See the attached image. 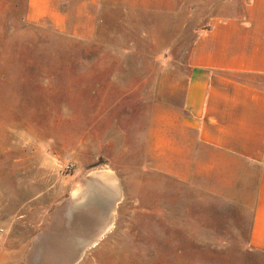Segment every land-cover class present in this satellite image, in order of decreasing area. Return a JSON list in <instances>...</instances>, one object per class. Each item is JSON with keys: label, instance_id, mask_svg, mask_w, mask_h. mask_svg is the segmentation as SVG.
Wrapping results in <instances>:
<instances>
[{"label": "rangeland", "instance_id": "1", "mask_svg": "<svg viewBox=\"0 0 264 264\" xmlns=\"http://www.w3.org/2000/svg\"><path fill=\"white\" fill-rule=\"evenodd\" d=\"M29 2L0 0V264H264L243 199L152 171L143 158L117 160L119 191L103 192L113 198L85 195L91 173L109 169L85 149L100 117L90 96L107 109L135 105L143 133L152 103L180 102L212 0H189L187 22L158 0L156 15L108 21L94 40L30 21ZM127 113L120 150L138 148Z\"/></svg>", "mask_w": 264, "mask_h": 264}, {"label": "crops", "instance_id": "2", "mask_svg": "<svg viewBox=\"0 0 264 264\" xmlns=\"http://www.w3.org/2000/svg\"><path fill=\"white\" fill-rule=\"evenodd\" d=\"M164 3L172 14L184 11L187 18L181 21H188L189 0ZM209 4L216 10L196 33L187 77L177 94L180 102L152 103L143 133L135 105L114 100L107 109L102 96H90L100 117L87 127L85 149L91 159L106 158L109 169L91 173L85 195L101 201L113 198L103 192L119 191L117 160L143 158L152 171L184 183L207 184L222 197L243 199L252 216L249 243L264 250V0ZM157 10L158 0H30L28 19L94 40L108 21L131 22L135 15L154 16ZM114 16L126 18H108ZM123 112L133 122L136 149L118 148L117 137L130 135L118 129Z\"/></svg>", "mask_w": 264, "mask_h": 264}, {"label": "built area", "instance_id": "3", "mask_svg": "<svg viewBox=\"0 0 264 264\" xmlns=\"http://www.w3.org/2000/svg\"><path fill=\"white\" fill-rule=\"evenodd\" d=\"M68 167H69V165H68Z\"/></svg>", "mask_w": 264, "mask_h": 264}]
</instances>
